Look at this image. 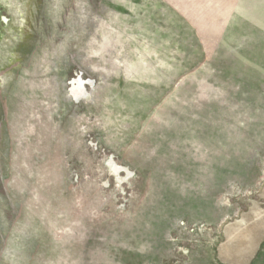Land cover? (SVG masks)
Instances as JSON below:
<instances>
[{"label": "rangeland", "instance_id": "obj_1", "mask_svg": "<svg viewBox=\"0 0 264 264\" xmlns=\"http://www.w3.org/2000/svg\"><path fill=\"white\" fill-rule=\"evenodd\" d=\"M0 264H264V0H0Z\"/></svg>", "mask_w": 264, "mask_h": 264}, {"label": "bare ground", "instance_id": "obj_2", "mask_svg": "<svg viewBox=\"0 0 264 264\" xmlns=\"http://www.w3.org/2000/svg\"><path fill=\"white\" fill-rule=\"evenodd\" d=\"M258 213H259V212H258ZM255 216H256V215H255ZM232 225H233V224H232ZM258 226H259V225H258ZM261 227H262V226H261ZM227 229H228V228H227ZM229 234H230V233H229ZM245 235H246V234H245ZM226 236H228V235L226 234ZM241 237H242V236H241ZM243 240H244V239H243ZM247 240H248V239H247ZM245 242H247V241H245ZM251 242H252V241H251ZM251 242H250V243H251ZM228 243H229V242H228ZM247 248H248V247H247ZM249 250H250V249H249ZM226 252H227V251H226ZM226 252H225V253H226ZM222 253H223V252H222ZM252 253H253V252H252ZM222 255H223V254H222ZM222 255H221V256H222ZM236 256H237V255H236ZM238 257H239V256H238ZM241 257H242V256H241ZM225 260H226V259H225ZM227 260H228V259H227ZM236 260H237V259H236Z\"/></svg>", "mask_w": 264, "mask_h": 264}]
</instances>
